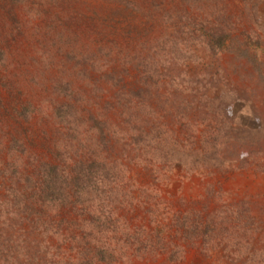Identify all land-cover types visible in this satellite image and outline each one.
<instances>
[{
	"label": "rangeland",
	"instance_id": "374dc122",
	"mask_svg": "<svg viewBox=\"0 0 264 264\" xmlns=\"http://www.w3.org/2000/svg\"><path fill=\"white\" fill-rule=\"evenodd\" d=\"M201 28L264 0H0V264H264V53Z\"/></svg>",
	"mask_w": 264,
	"mask_h": 264
},
{
	"label": "trees",
	"instance_id": "16d2710c",
	"mask_svg": "<svg viewBox=\"0 0 264 264\" xmlns=\"http://www.w3.org/2000/svg\"><path fill=\"white\" fill-rule=\"evenodd\" d=\"M123 3L126 4L127 2ZM132 4L133 3H127L129 7H131ZM131 9L138 10L136 4L132 5ZM200 31L203 36H205V43L210 51H213L215 53L225 52L235 54L238 58L246 59L247 61H249V63L254 67H260L261 63L259 60V55L255 53V51L257 50L264 53V43L260 40L254 39L248 35H243V37L239 38L232 37L229 34H213L205 31L202 28L200 29ZM67 87L68 86L65 84V86L63 87V92H66V90L68 91L69 87Z\"/></svg>",
	"mask_w": 264,
	"mask_h": 264
}]
</instances>
